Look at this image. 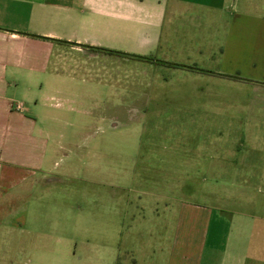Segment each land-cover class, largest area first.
<instances>
[{"label":"crops","instance_id":"crops-1","mask_svg":"<svg viewBox=\"0 0 264 264\" xmlns=\"http://www.w3.org/2000/svg\"><path fill=\"white\" fill-rule=\"evenodd\" d=\"M121 67L134 102L144 73L141 95L175 94L188 112L213 111L203 105L215 101L217 77L253 85L243 90L260 104L226 114L241 113L240 142L264 144V0H0V229L15 230L20 246L8 255L17 264H71L81 254L94 264L87 255L96 247L95 264H264L261 215L182 206L169 249L167 202L160 210L157 201L113 198L94 221L44 198L58 139L88 125L78 113L119 111ZM182 97L200 102L187 108Z\"/></svg>","mask_w":264,"mask_h":264},{"label":"rangeland","instance_id":"rangeland-1","mask_svg":"<svg viewBox=\"0 0 264 264\" xmlns=\"http://www.w3.org/2000/svg\"><path fill=\"white\" fill-rule=\"evenodd\" d=\"M125 72L121 67L122 105L115 106L119 111L78 113L88 125L69 128L68 134H73L67 142L58 139L56 172L50 177L54 182L43 193L44 198L71 204L76 215L94 221L98 205L113 198L120 197L136 207L140 202L152 208L157 201L160 210L167 202L169 249L176 230L172 213L182 206L214 207L222 214L264 217V144L240 142L239 138L246 135L239 121L241 113L226 114L232 107L238 110L243 103H251V99L260 104L258 95L243 90L253 85L217 77L215 101L203 105L213 111H201L198 105L195 112H188L178 109L177 95H163L160 87L153 90H161L158 95H141L149 90L144 73L136 76L145 85L136 86L134 102ZM150 98L154 102L145 104ZM182 98L187 108L193 106L190 100L200 102L197 97ZM231 116L235 124L226 125ZM68 119L74 117L68 115ZM210 139L219 142L210 143ZM245 185L250 190L242 188ZM5 228L0 229V264H17L8 251L14 254L20 247L18 234L9 225ZM90 238L96 242L95 225ZM92 249L87 256L95 264L96 247ZM78 251L82 252L80 246ZM80 256L81 260L74 257L71 264H85L86 257Z\"/></svg>","mask_w":264,"mask_h":264},{"label":"trees","instance_id":"trees-1","mask_svg":"<svg viewBox=\"0 0 264 264\" xmlns=\"http://www.w3.org/2000/svg\"><path fill=\"white\" fill-rule=\"evenodd\" d=\"M137 59H140V60H150V59H147V58H141V57H137Z\"/></svg>","mask_w":264,"mask_h":264}]
</instances>
